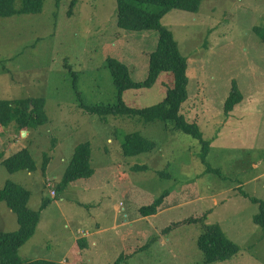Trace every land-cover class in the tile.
Returning a JSON list of instances; mask_svg holds the SVG:
<instances>
[{
    "label": "rangeland",
    "instance_id": "374dc122",
    "mask_svg": "<svg viewBox=\"0 0 264 264\" xmlns=\"http://www.w3.org/2000/svg\"><path fill=\"white\" fill-rule=\"evenodd\" d=\"M117 22L116 0H44L39 13L0 17V99L44 97L49 118L28 138L13 123L0 125L5 157L27 148L36 164L11 173L0 161V190L7 180L21 184L31 192V209L50 200L20 256L113 264L124 254L120 264H205L198 236L216 223L240 249L213 264H264V230L253 220L260 203L241 192L264 201V42L254 31L264 27V0H201L197 12L173 9L161 19L188 59L181 112L211 140L207 164L199 140L161 120L102 117L80 106L117 102L108 57L124 62L134 80L147 77L158 31H127ZM172 81L163 72L153 86L128 89L123 99L132 107L153 105ZM234 81L243 97L225 114ZM133 132L154 141V150L124 155V137ZM85 141L93 175L58 188L74 148ZM135 164L148 167L132 170ZM162 194L165 207L141 216L139 208ZM205 213L204 223H180ZM18 227L0 200V231Z\"/></svg>",
    "mask_w": 264,
    "mask_h": 264
},
{
    "label": "trees",
    "instance_id": "16d2710c",
    "mask_svg": "<svg viewBox=\"0 0 264 264\" xmlns=\"http://www.w3.org/2000/svg\"><path fill=\"white\" fill-rule=\"evenodd\" d=\"M59 1V0H57ZM118 10V26L127 31L157 30L158 42L156 48L149 53L148 74L144 80L136 81L131 77L129 67L115 57L107 58V67L111 72L113 83L117 90L118 100L107 104H85L80 106L91 114L100 116L126 115L139 116L144 122L161 120L166 127L181 130L190 134L201 143L200 157L207 164V157L211 149V140L205 139L197 121H189L181 112L183 103L188 99L187 74L188 59L179 48L173 32L161 25V19L173 9L197 12L201 0H116ZM44 0H0V17L16 14H34L42 11ZM255 33L264 42V27L255 26ZM170 72L173 77L172 86L165 97L150 106L132 107L123 99V93L128 89L148 88L153 86L161 73ZM79 94V91L76 90ZM242 93L234 81L230 94L224 104L225 114L233 111L235 105L242 100ZM33 107V108H32ZM49 121L45 111L44 97H28L20 99H0V125L14 124L19 136L23 130L32 131ZM30 133L27 135V138ZM156 143L140 132L129 133L124 137L122 152L126 156L137 155L141 152H151ZM91 147L89 142L79 143L73 151L72 157L58 184V188H65L68 184L80 179L89 178L94 169L90 164ZM0 161L11 173L27 170L33 171L35 161L27 148L19 149L5 157L0 151ZM47 156L42 170L48 164ZM147 165H133L132 170L147 169ZM208 171L223 177L219 168L208 165ZM245 197L260 203V211L254 215V222L264 230V201L251 197L242 191ZM31 197L29 189L12 180H7L0 190V200H3L13 213L16 214L19 227L14 231H0V264H55L48 259H23L19 249L35 234L41 218L42 210L50 203L43 201L38 209H31L28 204ZM165 194L154 199L151 203L139 208L141 216L157 214L163 207ZM208 213V212H207ZM207 213L201 217H190L180 223H204ZM197 244L204 256L205 264H213L226 260L239 252V246L230 239L219 224L206 225L199 234ZM126 256L121 254L113 264H120Z\"/></svg>",
    "mask_w": 264,
    "mask_h": 264
},
{
    "label": "crops",
    "instance_id": "0c3cea01",
    "mask_svg": "<svg viewBox=\"0 0 264 264\" xmlns=\"http://www.w3.org/2000/svg\"><path fill=\"white\" fill-rule=\"evenodd\" d=\"M30 133V135H31V131H27V134H26V136L25 137H27V135ZM39 223H40V221H39ZM73 246V245H72ZM23 247V246H22ZM22 247L19 249V253H20V251H21V249H22ZM49 260V259H48ZM51 261H53V260H51ZM55 262V261H54ZM62 262H65V260L63 259V257H62V259L60 258V261L57 263V264H61Z\"/></svg>",
    "mask_w": 264,
    "mask_h": 264
},
{
    "label": "water",
    "instance_id": "95a60500",
    "mask_svg": "<svg viewBox=\"0 0 264 264\" xmlns=\"http://www.w3.org/2000/svg\"><path fill=\"white\" fill-rule=\"evenodd\" d=\"M33 108V107H32ZM21 134H22V136H26V134H27V130H23L22 132H21Z\"/></svg>",
    "mask_w": 264,
    "mask_h": 264
},
{
    "label": "built area",
    "instance_id": "2783aa9c",
    "mask_svg": "<svg viewBox=\"0 0 264 264\" xmlns=\"http://www.w3.org/2000/svg\"><path fill=\"white\" fill-rule=\"evenodd\" d=\"M52 193H53V195H55V194H56L54 191H53Z\"/></svg>",
    "mask_w": 264,
    "mask_h": 264
}]
</instances>
